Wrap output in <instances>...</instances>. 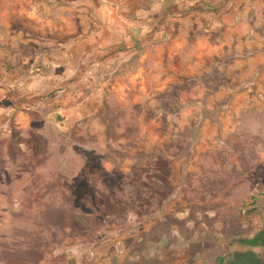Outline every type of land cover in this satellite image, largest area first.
Here are the masks:
<instances>
[{"label":"rangeland","instance_id":"rangeland-1","mask_svg":"<svg viewBox=\"0 0 264 264\" xmlns=\"http://www.w3.org/2000/svg\"><path fill=\"white\" fill-rule=\"evenodd\" d=\"M133 4L0 0V264H230L261 226L253 204L194 222L185 190L168 197L202 122H180L186 85L130 76L138 53L111 65L105 41L139 20ZM86 99L84 117L63 115Z\"/></svg>","mask_w":264,"mask_h":264},{"label":"crops","instance_id":"crops-1","mask_svg":"<svg viewBox=\"0 0 264 264\" xmlns=\"http://www.w3.org/2000/svg\"><path fill=\"white\" fill-rule=\"evenodd\" d=\"M128 8L139 20L125 19L126 27L114 23L105 41L114 52L111 65L138 53L139 66L130 76L155 78L158 92L169 82L186 85L175 97L180 122H202L186 156L191 162L172 166L180 175L168 197L185 190L194 222L202 215H228L234 206L243 214L253 204V222L261 226L245 229L232 253L252 251L264 264V245L243 243L264 231V0H140ZM28 83L33 95L46 85L37 78ZM89 99L68 109L69 115L84 117L75 111ZM238 153L244 160L233 164ZM214 204L221 206L213 209ZM241 224L244 229L243 219Z\"/></svg>","mask_w":264,"mask_h":264},{"label":"trees","instance_id":"trees-1","mask_svg":"<svg viewBox=\"0 0 264 264\" xmlns=\"http://www.w3.org/2000/svg\"><path fill=\"white\" fill-rule=\"evenodd\" d=\"M243 243H245L249 247H254L259 244L264 245V231L259 232L250 240H244ZM228 258H229L228 262L230 264H262V262L257 258V256L252 251H246L243 253H234ZM220 261L223 262L221 259Z\"/></svg>","mask_w":264,"mask_h":264},{"label":"water","instance_id":"water-1","mask_svg":"<svg viewBox=\"0 0 264 264\" xmlns=\"http://www.w3.org/2000/svg\"><path fill=\"white\" fill-rule=\"evenodd\" d=\"M65 115H68V116H67L68 118H72V119L77 118V117H75V116H70V115H69V110H66V111H65Z\"/></svg>","mask_w":264,"mask_h":264},{"label":"flooded vegetation","instance_id":"flooded-vegetation-1","mask_svg":"<svg viewBox=\"0 0 264 264\" xmlns=\"http://www.w3.org/2000/svg\"><path fill=\"white\" fill-rule=\"evenodd\" d=\"M86 103H87V102H86ZM84 104H85V103H84ZM82 106H84V105H82ZM82 106H81V107H82ZM77 109L79 110V108H77ZM77 109H76V110H77ZM92 113H93V112H92ZM87 115H88V114H87ZM85 116H86V115H85Z\"/></svg>","mask_w":264,"mask_h":264}]
</instances>
